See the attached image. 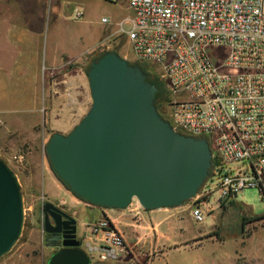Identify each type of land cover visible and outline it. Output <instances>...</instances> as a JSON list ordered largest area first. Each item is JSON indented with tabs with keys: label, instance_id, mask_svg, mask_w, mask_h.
Segmentation results:
<instances>
[{
	"label": "built area",
	"instance_id": "1",
	"mask_svg": "<svg viewBox=\"0 0 264 264\" xmlns=\"http://www.w3.org/2000/svg\"><path fill=\"white\" fill-rule=\"evenodd\" d=\"M127 10L128 27L119 32L126 60L159 81L156 111L173 131L205 139L210 150L196 193L169 209H188L201 222L234 204L254 217L237 195L254 188L264 200V0H127ZM81 17L74 7L72 18ZM101 214L87 225L90 264L117 262L129 251L113 219ZM258 216L252 220L264 210Z\"/></svg>",
	"mask_w": 264,
	"mask_h": 264
},
{
	"label": "rangeland",
	"instance_id": "2",
	"mask_svg": "<svg viewBox=\"0 0 264 264\" xmlns=\"http://www.w3.org/2000/svg\"><path fill=\"white\" fill-rule=\"evenodd\" d=\"M76 6L82 10L80 19L72 18V9ZM127 15V0H0V24L18 25L23 30L3 31L0 34L4 36L23 34L27 39L23 44L15 42L14 39H4L2 51L0 50L3 65L11 61L10 57L13 55L10 53L15 50L22 51L26 67L32 58L37 59L39 76L43 79L47 50L54 48L56 53L65 52L61 56L70 58L67 65L72 72L80 70L85 74L94 56L101 52L116 50L118 46L111 42H107V47L102 51L98 45L108 34L119 33L120 28L128 27L125 23ZM101 17H106L107 22H101ZM122 39L125 40L124 37ZM123 58L127 59L128 56ZM11 75L9 71L5 76L4 82L7 87L4 93L8 98L21 99L23 90H17L13 86V83L20 81L12 79ZM48 101L45 94L44 105L37 111L0 112V159L17 175L24 209L20 235L12 248L0 256V264H45L49 255L55 251L54 246L46 242L42 228L40 205L43 200L55 203L75 219L77 235L87 246L94 243L87 225L101 217V213L110 215L123 233L129 251L127 250L119 261L109 264H144L151 256V250L156 251L172 245L170 241L156 242V238H162V234L166 232L182 234L180 244L185 247L191 246L189 248H196L193 245L213 236V231H217L218 237L228 240L235 239L234 237L241 233L242 211L234 204L214 209L201 222L193 221L188 209L158 210L160 219L167 220L168 226L166 229L157 227L158 231L154 232L153 237L147 235L148 228L145 227L147 220L145 213H148V210L144 212L134 198L125 208L109 209L91 204L74 195L54 175L44 148L52 130L67 134L80 120L90 105V96L80 111H49V108H52V104L50 106L49 103L53 101L49 103ZM59 102L62 103V101L54 103L57 105ZM237 200L245 204L246 212L252 216L261 215L264 210V200L254 188L244 189L237 195ZM134 207L138 208L139 213L134 212ZM260 219L263 223L259 224L254 232L259 245L263 244L264 240V217ZM129 222H141L142 225L134 231L127 226L126 223ZM149 240H152V244ZM187 248L183 251L177 250L181 249L180 246L168 251L167 255L157 253L158 256L151 264H168L169 260L175 264H194L203 257L199 255L198 249ZM85 252L94 257L92 251L85 249ZM203 258L207 259L208 264L211 256L204 255Z\"/></svg>",
	"mask_w": 264,
	"mask_h": 264
},
{
	"label": "water",
	"instance_id": "3",
	"mask_svg": "<svg viewBox=\"0 0 264 264\" xmlns=\"http://www.w3.org/2000/svg\"><path fill=\"white\" fill-rule=\"evenodd\" d=\"M86 78L89 107L67 134L52 132L44 148L63 185L91 204L117 209L133 198L145 211L174 207L194 195L207 175L208 144L169 127L153 103L156 86L138 65L105 51L90 61ZM48 207L67 217V237H73L75 219L47 202ZM23 219L19 180L0 159V256L18 239ZM42 225L47 232L56 229L48 227L46 216ZM61 244L45 264H90L85 250L70 247L77 241Z\"/></svg>",
	"mask_w": 264,
	"mask_h": 264
},
{
	"label": "crops",
	"instance_id": "4",
	"mask_svg": "<svg viewBox=\"0 0 264 264\" xmlns=\"http://www.w3.org/2000/svg\"><path fill=\"white\" fill-rule=\"evenodd\" d=\"M20 30L21 29L18 27V25L0 24V32H19ZM21 32H23V30H21ZM121 36L124 37L120 33L116 32V34H108L105 40L111 42V44L114 46H118L114 51L120 56L126 57L129 56L128 43L126 40L122 39ZM5 38L14 39L15 42H20L21 44L27 41V39H25V35L23 34H13L9 36L0 34L1 51L2 43ZM21 52L22 51L18 52L15 50L13 53H10V55L12 54L13 57H10L11 61L8 62L7 65H3L4 62H2V56L0 55V112L37 111L41 105H44L45 94L47 96V101H53L51 103L48 101L49 105L52 104V108H49V111L71 112L82 110V106L86 105L89 96L86 73L84 74L80 70L78 72L77 70L72 72L70 67L67 65L70 62V58L61 56V54L65 52L56 53L54 48L47 50V64L45 65V74L43 79H40L39 76V62L37 59H30L31 61L28 67H26L23 63V56ZM9 71L10 74H12V79H17L20 81L13 83V86H15L17 90H23L21 99L8 98L4 93V90L7 87L4 79ZM55 101H62V103L59 102L56 105V103H54ZM53 131L55 130H52L51 133ZM169 208L170 207L152 209L148 210V213L144 211L146 212L145 214L147 217L145 224V227L148 228L147 235L150 234V236L152 235L154 237V234L158 231L157 227H159V229L167 228V220L160 219V213L157 212L158 210ZM133 209L135 210L134 212H136V214L139 213L137 207H134ZM108 216L112 218L110 215ZM260 220L258 219L244 222L243 226L241 227V233L235 236V239L228 240L226 238H218L215 234H213V236H210L207 240L193 245L196 246V248H189L191 246H187V248L183 246V244H180L181 240L183 239L182 234H169L167 232L163 233V237L159 239L156 238V242L157 240H161V242L170 241L172 242V245L164 246V248H160L156 251L154 249V251L151 250V256L144 264H151L153 259L158 256L156 255L157 253H163L164 255H167L168 251L175 250L180 246L181 249L177 250L183 251L186 248L187 250L198 249L200 256H211V258H209L210 262L208 264H264V240L262 242L263 244L259 245L257 243V236H254L255 230L260 226L259 224L263 223ZM126 224L134 231H136V228L142 225L141 222H129ZM121 234L125 240L122 232ZM149 242L151 243L152 240H149ZM203 257H201V259L196 261L194 264H207V259ZM168 264H175V262H171L169 260Z\"/></svg>",
	"mask_w": 264,
	"mask_h": 264
},
{
	"label": "flooded vegetation",
	"instance_id": "5",
	"mask_svg": "<svg viewBox=\"0 0 264 264\" xmlns=\"http://www.w3.org/2000/svg\"><path fill=\"white\" fill-rule=\"evenodd\" d=\"M47 202L56 206L55 203H53L49 200H43L41 202L40 211H41V216H42V222L46 216L48 222L50 223V225H48V227L51 229L53 226H55L56 229L49 231V232H47L43 229L46 242L49 245L54 246L55 250H57L58 248L63 247V245L61 244L62 240L71 241V242L77 241V245L70 246V247H77V248L85 250L87 245H86L85 241H83L82 238L79 235H77V231H76L77 223H76V221H75L74 236L73 237H67V235L70 234L68 232L69 224L66 223L67 217L64 214H60L58 216L54 213H51V210L49 207L47 209H45V203H47ZM56 207L59 208V210H61L63 213L71 216L68 212H66L61 207H58V206H56ZM55 219L57 220V225L55 224ZM42 228H43V225H42Z\"/></svg>",
	"mask_w": 264,
	"mask_h": 264
},
{
	"label": "trees",
	"instance_id": "6",
	"mask_svg": "<svg viewBox=\"0 0 264 264\" xmlns=\"http://www.w3.org/2000/svg\"><path fill=\"white\" fill-rule=\"evenodd\" d=\"M110 51H113V50H110ZM104 52H101V53H98L96 56H94L91 60L93 59H96L98 56H100L101 54H103ZM90 63V62H89ZM133 64H136L138 65V67L142 70V72L145 74V79L151 83H153L155 86H156V91L154 93V97H153V103H154V106L156 107V102L161 99L163 97V90L161 88V85L159 83V81L146 69V67L142 64V63H139V62H133ZM89 67V64L86 68V71ZM85 71V73H86ZM259 218V216H254V217H250V218H246V217H241V227L243 226V223L247 220H252V219H257ZM213 234H215L217 237V231H213ZM220 238V237H218Z\"/></svg>",
	"mask_w": 264,
	"mask_h": 264
}]
</instances>
